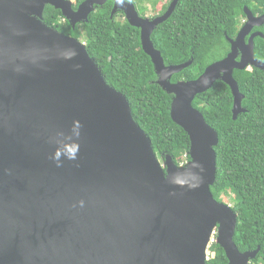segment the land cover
Here are the masks:
<instances>
[{"label": "water", "instance_id": "95a60500", "mask_svg": "<svg viewBox=\"0 0 264 264\" xmlns=\"http://www.w3.org/2000/svg\"><path fill=\"white\" fill-rule=\"evenodd\" d=\"M111 1L140 30L156 84L172 95L171 120L189 138L190 161L162 167L124 96L110 87L84 43L42 23L46 6L72 28ZM179 0L152 20L125 0H0V264H206L210 237L228 264H249L259 248L240 253L237 215L214 200L216 132L192 107L215 82L244 113L235 70L264 64L252 33L264 24L246 8V22L228 40L230 52L194 81L170 79L191 62L166 67L151 41Z\"/></svg>", "mask_w": 264, "mask_h": 264}, {"label": "trees", "instance_id": "16d2710c", "mask_svg": "<svg viewBox=\"0 0 264 264\" xmlns=\"http://www.w3.org/2000/svg\"><path fill=\"white\" fill-rule=\"evenodd\" d=\"M84 0H77L73 10ZM132 2V0H125ZM112 2L96 7L87 22L72 28L59 10L46 6L42 23L58 33L79 39L83 33L89 57L106 83L129 104L137 126L148 137L159 160L172 157L176 166L190 161L189 138L170 117L173 96L157 84L151 59L143 52L140 30L111 15ZM253 16L264 14V0H179L170 18L156 27L151 41L166 67L191 64L174 74L171 84L194 81L213 63L230 52L228 40L236 37L246 21L244 9ZM167 6L163 8L164 13ZM142 17V16H140ZM143 18V17H142ZM63 21V22H62ZM81 27V31L80 28ZM254 57L264 64V24L252 30ZM233 77L243 96L244 113L232 119L233 98L221 81L197 95L192 107L218 136L216 177L210 192L217 202L231 194L237 215L233 242L240 253L259 248L249 264H264V72L256 68L235 70ZM223 203V202H222ZM206 264H228L224 251L214 244Z\"/></svg>", "mask_w": 264, "mask_h": 264}, {"label": "rangeland", "instance_id": "374dc122", "mask_svg": "<svg viewBox=\"0 0 264 264\" xmlns=\"http://www.w3.org/2000/svg\"><path fill=\"white\" fill-rule=\"evenodd\" d=\"M72 4H76L77 0H69ZM172 0H132V3L134 4L137 13L139 16H144L143 18H146L148 20H152L158 16L161 15V12L163 11V8L165 6H168L171 3ZM126 19L123 15L119 14L116 17V21L118 22H124ZM63 22V21H62ZM80 31H81V27ZM81 43L85 44V37L82 33L79 36L78 39ZM185 159V155L182 156V164L180 166H185L186 163L183 160ZM159 160V159H158ZM161 166H164V163L162 160H159ZM221 201L230 206L232 208L234 204V197L231 194H226L221 197ZM208 251V250H207ZM206 251V258L209 259L211 257L210 253Z\"/></svg>", "mask_w": 264, "mask_h": 264}, {"label": "built area", "instance_id": "2783aa9c", "mask_svg": "<svg viewBox=\"0 0 264 264\" xmlns=\"http://www.w3.org/2000/svg\"><path fill=\"white\" fill-rule=\"evenodd\" d=\"M216 240H217V238H216V233H213V234L211 235L210 240H209V243H208V247H207V250H208L207 252H208V253H210V252H209L210 247H211L212 245L216 244Z\"/></svg>", "mask_w": 264, "mask_h": 264}, {"label": "flooded vegetation", "instance_id": "af4514ba", "mask_svg": "<svg viewBox=\"0 0 264 264\" xmlns=\"http://www.w3.org/2000/svg\"><path fill=\"white\" fill-rule=\"evenodd\" d=\"M129 3H132V2H129ZM112 4H113V3H112ZM132 4H133V3H132ZM133 5H134V4H133ZM168 6H169V5H168ZM168 6H167V8H168ZM112 8H113V5H112ZM166 10H167V9H166ZM111 11H112V10H111ZM136 11H137V10H136ZM164 13H165V12H164ZM164 13H162L161 15H163ZM119 14H121V15H123V16L125 17V15H124L122 12H117V13L114 14V16L117 17V15H119ZM138 15H139V14H138ZM161 15H160V16H161ZM142 17H144V16H142ZM245 22H246V21L243 22V24L240 26L239 30L242 28V26L245 24ZM239 30H238V32H239Z\"/></svg>", "mask_w": 264, "mask_h": 264}, {"label": "clouds", "instance_id": "9594fccd", "mask_svg": "<svg viewBox=\"0 0 264 264\" xmlns=\"http://www.w3.org/2000/svg\"><path fill=\"white\" fill-rule=\"evenodd\" d=\"M74 5V4H73ZM95 10H96V8H95ZM95 12V11H94Z\"/></svg>", "mask_w": 264, "mask_h": 264}]
</instances>
